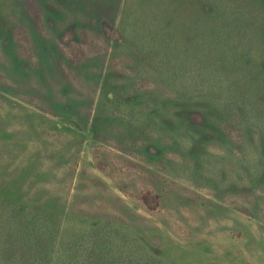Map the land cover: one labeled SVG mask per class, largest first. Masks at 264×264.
<instances>
[{
  "label": "rangeland",
  "instance_id": "374dc122",
  "mask_svg": "<svg viewBox=\"0 0 264 264\" xmlns=\"http://www.w3.org/2000/svg\"><path fill=\"white\" fill-rule=\"evenodd\" d=\"M152 29L191 54L169 61L196 99H150L177 92L137 65ZM21 206L67 229L56 264H264V0H0V210Z\"/></svg>",
  "mask_w": 264,
  "mask_h": 264
},
{
  "label": "trees",
  "instance_id": "16d2710c",
  "mask_svg": "<svg viewBox=\"0 0 264 264\" xmlns=\"http://www.w3.org/2000/svg\"><path fill=\"white\" fill-rule=\"evenodd\" d=\"M196 24L197 23L195 21V26ZM191 25H193V23ZM104 30L106 36L114 43L122 44V42H124L125 44H130L129 37H124V35L122 36V33L116 27L109 24H104ZM154 33L155 38H153L154 40H152L151 43L147 42L142 46L140 44L134 49V56L138 59L137 65L140 66L141 62L139 60H142L145 66H149L153 70L152 72H159L162 84L157 86H162L161 88L163 89L166 88L173 91L176 90L177 92H173L171 96L169 95L168 97H164V93L161 94V92H159V95H157V93L152 94L150 99L153 100L155 104L163 103L164 101H170L171 103L183 102L185 104L186 99H196L201 94L198 95L196 92H191V94H180L178 91L179 84H177L176 81H172V78H175V75H177L175 74L176 70L174 69L171 72V63L169 61V59L173 57L174 66L175 62L179 64V61L180 63L186 62V64L189 65L192 63L190 61L192 58L191 54L186 51L187 53L181 55L179 46L174 44L175 40L167 39V32L162 34L156 29H152V34ZM206 35L207 33L203 34V36ZM190 39H192V37H190ZM192 41L193 40H191V42ZM160 45L161 47L165 46L167 48H165V50L171 53V56L169 57V54L167 55L166 52L165 57L168 59L166 62H164L163 59L162 61L157 59L158 55H160L158 51ZM207 46L208 44L206 43L200 46V49H203L198 50V63L201 62L200 57L204 58L203 53L207 49ZM199 51L202 52L201 55L199 54ZM150 61H153L154 63H150ZM218 67L219 66L216 65L214 66V69H217ZM211 78L212 76L210 75L206 79L205 75L202 74L196 79V83L200 85L202 80L209 82L207 80H211ZM105 95L110 97L109 93H106ZM224 104L227 105V102ZM243 109L244 108H241L240 110L243 112L241 114L238 110L231 111L230 108H225V110L222 112V118L226 123H229L228 125H232L233 127L241 126L242 129H245V131L249 133L256 118L251 119V115H247ZM186 115L187 118L193 123H206V118H204V115L201 112L189 109L186 111ZM87 132L89 134H96L98 132V128L95 124L89 125L87 127ZM100 165L104 166L102 163H100ZM254 174L249 172V181L251 184H254L257 180V176ZM142 199L149 210L156 209L159 204L158 194H156L151 189H146L142 192ZM3 214L4 216H2ZM7 214L6 210L4 212H1L0 210V264L58 263V256H56L57 247L60 244L62 246L65 245L64 242L66 243L67 240V229L62 226L61 220H59L56 215L50 213L31 212L22 206L19 207V210L16 212L10 211ZM3 217H6V220L4 219L5 222L4 220L2 221ZM76 236V239L73 238L71 241H69L68 245L71 249L73 246V243L71 242L74 241V243H77V241L81 239V234L78 233ZM74 247L76 248L78 245H74ZM65 252H62V254L64 253V255L68 257L69 255ZM70 257L65 258L64 260L67 263L71 260L77 261L76 259L79 257V255L70 254Z\"/></svg>",
  "mask_w": 264,
  "mask_h": 264
}]
</instances>
